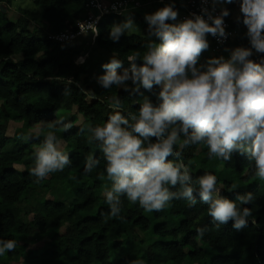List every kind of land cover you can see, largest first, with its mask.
<instances>
[{"label": "trees", "instance_id": "obj_1", "mask_svg": "<svg viewBox=\"0 0 264 264\" xmlns=\"http://www.w3.org/2000/svg\"><path fill=\"white\" fill-rule=\"evenodd\" d=\"M11 2L0 0V239H14L17 246L15 251L0 256V264H132L142 259V243L146 246L144 264H264V181L256 184L254 161L239 153L224 161L209 159L207 148L201 145L182 152L185 163L191 161L194 188H198L196 178L209 172L223 185L221 194L228 199L235 200L238 194L247 192L254 194L255 200L242 206L251 208L253 215L239 231L231 221L215 226L208 206L196 193L195 206L190 207L185 199H173L164 210L153 212H145L138 202L134 204L122 196L123 219L109 216L104 191L111 182L106 178V162L99 142L88 143L87 129L107 121L112 114V97L121 100L122 114L127 116L138 111L144 96L158 104L160 88H141L139 93L116 86L105 89L97 78L104 74L102 65L113 55L122 61L117 69L122 74L130 68L128 55L136 50L143 54L146 49L142 45L156 40L148 36L144 19L150 13L142 14L138 7L126 9V14L125 10L107 14L98 23V36L91 32L72 42H57L49 35L75 29L89 13L87 0H32L44 8L37 26L23 14L16 20L9 19L6 11ZM226 8L230 12L227 18L239 30L226 45L251 47L242 14L233 15L231 5ZM129 16L139 31L125 33L118 43L112 42L108 38L111 27ZM207 39L212 50L209 35ZM209 58L212 56L204 51L199 62L203 64ZM250 58L260 62L264 54L253 50ZM127 83L130 90L135 87L131 81ZM93 93L95 98H91ZM59 113H69L64 122L73 125L68 131H63L61 125L53 130L71 164L36 183L30 175L35 148L50 130L47 123L59 120ZM11 122H20L22 130L9 135ZM89 155L99 164L85 172ZM101 173L104 180L98 178ZM66 178L69 181L64 183ZM254 179L256 182L250 184ZM234 184L236 189L232 188ZM41 187L46 189L44 199L30 207L27 220L21 202L28 191ZM200 228L206 229L203 236L198 234ZM141 234L154 238L145 242ZM123 245L127 254L115 261Z\"/></svg>", "mask_w": 264, "mask_h": 264}, {"label": "clouds", "instance_id": "obj_2", "mask_svg": "<svg viewBox=\"0 0 264 264\" xmlns=\"http://www.w3.org/2000/svg\"><path fill=\"white\" fill-rule=\"evenodd\" d=\"M201 2L208 4L209 0ZM210 2L211 11L203 7L201 14L192 13L180 23L167 22L178 17L174 3L146 14L148 36L156 40L150 39L142 45L146 49L143 54L136 50L128 55L130 68L122 74L117 72L122 61L114 55L102 65L104 74L97 81L105 89L116 86L139 93L141 88L149 91L154 86L160 88L158 104L144 96L138 111L127 116L122 114L121 100L112 97L109 103L112 114L107 121L87 129L88 143L99 142L106 162V178L111 186H105L104 195L110 217L123 219L122 196L134 204L138 202L145 212H153L164 210L173 199H185L190 207L195 206L194 193L208 206V215L215 226L231 221L239 231L253 215L251 208L242 207L255 200L252 192L238 194L235 200L228 199L221 194L223 185L209 172L196 178L198 188H194L191 161L186 164L182 156L183 150L192 145L206 147L209 159L230 161L233 153H239L254 161V175L264 181V58L260 62L250 58L253 50L264 54V0H239L251 47H236L229 50L228 58L212 57L201 64L200 56L209 48L207 36L226 38L227 35L224 18L230 12L222 8L218 15H213L215 5L237 0ZM134 26L129 16L111 27L108 38L118 43ZM80 28L82 33L91 29L94 35H99L94 24H87L86 29L81 24ZM137 61L142 64L138 66ZM128 81L135 85L131 90ZM91 98H95L94 93ZM57 125L63 131L73 127L63 119L47 123L50 130L35 149L34 166L30 169L36 183L71 164L69 154L61 150V142L53 131ZM39 135L40 130L37 139ZM98 164L99 160L89 155L85 172H91ZM98 178L104 180V173ZM197 231L203 236L206 229ZM16 246L14 239H0V256L15 251Z\"/></svg>", "mask_w": 264, "mask_h": 264}, {"label": "built area", "instance_id": "obj_3", "mask_svg": "<svg viewBox=\"0 0 264 264\" xmlns=\"http://www.w3.org/2000/svg\"><path fill=\"white\" fill-rule=\"evenodd\" d=\"M157 3L161 4L164 7L166 4L174 3L175 9L178 10V17L175 20L176 23L182 22L186 17H190L192 13L201 14V9L207 7L210 11L212 9V4L209 0L208 4H203L201 0H185L182 3H175L174 1L169 0H157ZM151 4L150 1L147 3H142L140 0L128 1V0H113L111 2H104L103 0H87L88 15L82 20L77 22L75 29H65L60 32L50 34L49 38L57 42H72L79 37L85 36L91 33V29H87L86 33L81 32L80 25L84 24L85 29L87 24H94L95 27H98L100 19L107 14L120 12L129 8H138L143 5ZM222 7L220 3L215 5V11L213 15H218ZM207 18V17H205ZM224 26L226 32V38L213 37L209 34L210 40L212 42V51L215 52L221 47L226 45L238 34V28L233 27L230 19L224 18Z\"/></svg>", "mask_w": 264, "mask_h": 264}, {"label": "rangeland", "instance_id": "obj_4", "mask_svg": "<svg viewBox=\"0 0 264 264\" xmlns=\"http://www.w3.org/2000/svg\"><path fill=\"white\" fill-rule=\"evenodd\" d=\"M140 1L142 3H147L148 1H150V3L154 2L153 5L146 4V5H143L142 7H140L139 8L140 13L146 14L148 12L151 14L157 10L158 4H159V3H157V0H140ZM220 5H221V7H224V8L231 5V10H233L232 11L233 15H236L237 13L240 12L238 0H237V2H234L231 4H228V3H222L221 4L220 3ZM43 11H44V8L40 5L33 3L32 0H12L11 4L9 5V10L6 11V13H7L6 16L11 20H16L21 14H23L26 17H28L29 19H31L32 23L37 26L40 24V22L43 19ZM124 13L126 14L127 11L125 10ZM137 31H139V27L135 25L134 29L132 31H130L129 33H127V32H125V33L130 34V33L137 32ZM244 47L248 48V46H244ZM235 48H236V46L231 43L229 45H224L223 47H221L219 50H217L215 52H213L211 49L208 48V50H206V52L212 57L223 56L225 58H228L230 55L229 50H232ZM69 115H70L69 113H59L57 116H58L59 120L60 119L64 120V119L68 118ZM18 130H22V124L20 122H11L9 124L7 133L9 135H13ZM60 148L61 149L64 148L63 143H60ZM256 180H257V182H256ZM256 180L254 179L253 181H250L249 183L250 184L255 183V182H256V184L261 183L258 178H256ZM68 181H69V178H66L64 180V183H67ZM45 191H46V189L41 187V188L31 189L30 191H28L26 193L27 198L21 202V207L23 208V213H24L27 220L30 219L29 218L30 215L29 216L27 215L30 207L32 205H34L36 203V201L44 199ZM141 236H142V240L145 242L148 241L150 238L151 239L154 238V237H151L149 235H142L141 234ZM140 247L142 249V254L140 255V258L142 257L141 261L143 262L145 259V254H146L145 243H142V246H140ZM126 254H127V248H126V246L123 245V246H121V249H119V251L115 255L114 260L116 261V259L118 257L125 256ZM139 261H140V259H139Z\"/></svg>", "mask_w": 264, "mask_h": 264}, {"label": "crops", "instance_id": "obj_5", "mask_svg": "<svg viewBox=\"0 0 264 264\" xmlns=\"http://www.w3.org/2000/svg\"><path fill=\"white\" fill-rule=\"evenodd\" d=\"M159 7L161 8L162 6H161L160 4H158V7H157V9H158Z\"/></svg>", "mask_w": 264, "mask_h": 264}]
</instances>
